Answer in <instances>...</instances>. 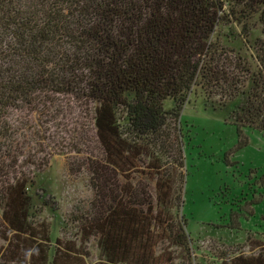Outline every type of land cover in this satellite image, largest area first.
Instances as JSON below:
<instances>
[{
  "label": "trees",
  "instance_id": "trees-1",
  "mask_svg": "<svg viewBox=\"0 0 264 264\" xmlns=\"http://www.w3.org/2000/svg\"><path fill=\"white\" fill-rule=\"evenodd\" d=\"M250 15L263 36L254 71L212 39L230 22L246 39ZM195 87L225 104L245 97L236 133L264 135V0H0V264L188 261L178 125ZM14 113L35 114L36 131ZM66 113L92 124L91 198L66 220L76 235L52 241L29 192L50 156L43 127ZM246 243L253 253L223 252L220 264H264V239Z\"/></svg>",
  "mask_w": 264,
  "mask_h": 264
},
{
  "label": "rangeland",
  "instance_id": "rangeland-1",
  "mask_svg": "<svg viewBox=\"0 0 264 264\" xmlns=\"http://www.w3.org/2000/svg\"><path fill=\"white\" fill-rule=\"evenodd\" d=\"M258 17L250 15L246 20V39L242 38V25L235 22L220 26L212 37L245 58L253 71V42L263 38ZM249 87L247 83L244 90ZM244 102L243 96L226 104L216 98L207 99L200 87L187 95L178 126L183 156V167L179 169L183 173L181 213L186 220L190 254L187 261L185 256L174 253V264H220L218 256L223 252L241 248V252L253 253L247 238L264 239V135L247 128L240 136L236 133L235 114ZM172 107L171 100L164 102L166 110ZM24 116L14 113V125L26 120L36 131L37 116ZM73 116L66 113L43 127L47 133L40 149L50 156L29 192L32 211L47 223L52 241L62 235H76L66 220L74 207L91 198L89 175L83 163L85 144L89 141V147H93L92 124L88 118L76 117L74 121ZM79 120L87 131L86 137L83 133L80 137L81 131L74 124ZM87 249L91 261L100 259L94 244Z\"/></svg>",
  "mask_w": 264,
  "mask_h": 264
}]
</instances>
